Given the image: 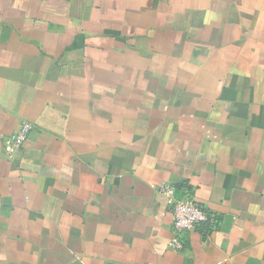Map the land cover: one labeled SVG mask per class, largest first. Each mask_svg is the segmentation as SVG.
<instances>
[{
	"label": "crops",
	"instance_id": "obj_1",
	"mask_svg": "<svg viewBox=\"0 0 264 264\" xmlns=\"http://www.w3.org/2000/svg\"><path fill=\"white\" fill-rule=\"evenodd\" d=\"M0 264H264V0H0Z\"/></svg>",
	"mask_w": 264,
	"mask_h": 264
},
{
	"label": "built area",
	"instance_id": "obj_2",
	"mask_svg": "<svg viewBox=\"0 0 264 264\" xmlns=\"http://www.w3.org/2000/svg\"><path fill=\"white\" fill-rule=\"evenodd\" d=\"M32 129L33 125L31 122H22L17 131L9 137V143L17 148L21 147L32 132ZM161 191L167 197V203L174 219V235L170 242L172 248L176 250L184 248L183 238L185 232L193 230L203 223L214 225L217 222L215 216L193 198L188 196L177 197V192L173 185L163 183Z\"/></svg>",
	"mask_w": 264,
	"mask_h": 264
}]
</instances>
